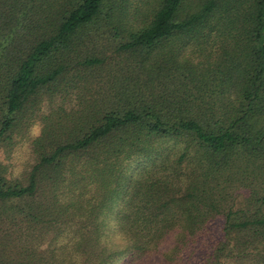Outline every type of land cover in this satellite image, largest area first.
<instances>
[{"label":"trees","instance_id":"1","mask_svg":"<svg viewBox=\"0 0 264 264\" xmlns=\"http://www.w3.org/2000/svg\"><path fill=\"white\" fill-rule=\"evenodd\" d=\"M0 149V264H264V0H0Z\"/></svg>","mask_w":264,"mask_h":264},{"label":"rangeland","instance_id":"2","mask_svg":"<svg viewBox=\"0 0 264 264\" xmlns=\"http://www.w3.org/2000/svg\"><path fill=\"white\" fill-rule=\"evenodd\" d=\"M101 73L97 75V77L103 78L104 76ZM39 127L40 124L38 121L33 122L29 130L30 134L38 133ZM23 146L25 145L23 144ZM26 154L27 153L23 149H21V151L17 150L15 153L11 155L7 169H10L12 174L18 173L19 171L18 169L22 168L25 165L26 160H29ZM0 160L2 161L4 160L3 151L1 149H0ZM135 163L136 162H129L128 168L135 166Z\"/></svg>","mask_w":264,"mask_h":264}]
</instances>
